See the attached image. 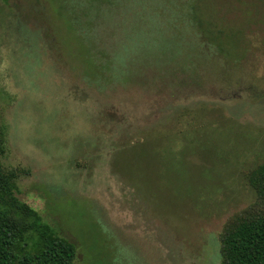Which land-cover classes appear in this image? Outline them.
Instances as JSON below:
<instances>
[{"label": "rangeland", "instance_id": "obj_1", "mask_svg": "<svg viewBox=\"0 0 264 264\" xmlns=\"http://www.w3.org/2000/svg\"><path fill=\"white\" fill-rule=\"evenodd\" d=\"M186 1L0 0L3 162L30 171L19 196L77 243L76 264H221L223 226L256 200L264 0ZM183 14L239 60L207 50ZM183 57L206 88L143 86Z\"/></svg>", "mask_w": 264, "mask_h": 264}, {"label": "trees", "instance_id": "obj_2", "mask_svg": "<svg viewBox=\"0 0 264 264\" xmlns=\"http://www.w3.org/2000/svg\"><path fill=\"white\" fill-rule=\"evenodd\" d=\"M187 1L182 4L189 8ZM195 5L190 8L196 9ZM166 17L152 15L150 22L153 19L152 24L163 23ZM180 18L190 34H196L203 40L207 50L224 59L225 55L234 56L232 53H235V59L239 60L237 44H223L219 37L225 33L210 28L203 15L183 14ZM187 60L183 57L181 65V62L173 61L160 69L153 67L152 80L145 78L143 86L158 87L161 80L164 86L160 89L167 90V86H173L171 92L187 84L206 88V80L198 75L197 66L191 62L188 67ZM178 73L186 76L182 79ZM7 153L8 124L3 112H0V264H76L79 255L77 243L61 234L39 210L19 196V181L30 171L21 166H5L3 158ZM247 176L256 192V200L233 215L223 226L219 235L221 264H264V163Z\"/></svg>", "mask_w": 264, "mask_h": 264}]
</instances>
